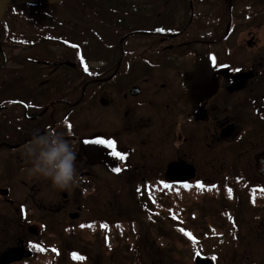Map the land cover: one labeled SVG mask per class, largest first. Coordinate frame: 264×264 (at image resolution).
<instances>
[{
    "label": "rangeland",
    "instance_id": "obj_1",
    "mask_svg": "<svg viewBox=\"0 0 264 264\" xmlns=\"http://www.w3.org/2000/svg\"><path fill=\"white\" fill-rule=\"evenodd\" d=\"M21 1L11 0V7L0 21V106L5 99L8 104L0 111V254L13 244L17 245L20 238L28 242L24 246L32 249L33 255L12 264H196L197 253L208 258L211 264H264V191L260 195L254 188L260 182L264 190V180L247 182L236 179L235 174L245 175L252 171L241 154L237 153L231 160L234 166L226 172L231 174V179L226 181L222 175L225 168L222 170V167H230L228 157L220 155L215 164L200 161L203 166H200V172L210 175L209 179L218 182L216 186L205 183L207 186L199 190L194 184H188L177 192H167V195L156 193L155 187L145 198L133 195L131 179L122 175L112 177V158L114 167L119 169L125 166L122 159L117 161L107 147L103 154L98 150L95 152L97 145L92 142L86 143L88 155L83 150L78 152L77 168L82 179L73 189L60 191L50 181L29 173L30 165L23 156L24 141L28 143L32 137H27L45 129L51 120L54 130L65 133L69 141H79L83 135L94 136L100 131L107 134L113 129L125 141L131 131L127 106L136 100L139 106L134 119L144 118L141 123L151 126L146 131L151 133L153 145L160 141L159 136L163 138V130L169 129L166 126L176 123L175 107L167 106L164 110L162 105L166 99L175 102L174 97L166 96L169 92L175 93L174 68L168 64L165 68L162 66L164 69L161 67L166 54L160 53L158 46L151 52L144 53L141 46L132 51L129 36L124 35L127 33L126 23L130 21L141 24L142 28H156L159 24L169 25L174 17L162 14L165 11L160 3L162 0H65L59 6L62 13L55 10L56 7L32 10ZM25 1L39 4L38 1L59 0ZM171 6L172 13L175 6ZM205 6L199 9V13L209 15H203L199 20V37L212 34L211 29L224 30L227 8L231 17L230 32L229 37L216 46L200 45L197 52L213 54L220 50V60H230L234 66L243 65L242 76L250 74V67L255 70L261 64L260 69L264 68V0H215L210 5L212 8ZM50 10L62 22L71 23V42L81 44L85 41L83 52L79 47L74 52L70 49L71 57L74 53L79 56V53L89 61L75 69L59 67L54 72L52 87L55 94L66 93L69 88L70 93H74L71 103L85 92L86 107L81 102L82 105L73 107L72 114L64 116L60 110H67L68 106L61 101L56 106L58 114L45 115L36 125L19 127L25 122L20 115L21 105L14 104L18 101L14 94L46 93V90L37 91L35 81H31L40 74L36 69L41 68H36L28 59L41 48L34 49L31 45L22 48L9 39L19 33L27 43L35 39L37 30L44 28L37 18H43L40 14ZM16 14H23L20 23L16 22ZM48 50L46 47L44 57ZM50 50L55 59L58 56L63 59L62 50L57 46ZM176 60L178 57L172 56L170 61L173 64ZM262 73L258 82L250 84L247 80L249 84L244 85L247 93L252 89L254 93L264 94ZM63 75L67 79L64 80ZM110 76L116 77L110 84L102 79ZM235 78L238 77L234 76L232 81ZM65 81L68 85L64 84ZM161 84L165 87L162 88ZM138 88L141 94L132 98V91ZM108 98L111 103L105 104L103 101ZM236 98L238 96L231 97L229 104H237ZM244 108L240 115L234 113L238 111L233 107L230 113L245 128L246 141L256 142L259 141L257 136L261 138L262 144L258 143L262 146L254 142L256 152L264 147V120L251 113L247 109L249 106L244 105ZM111 115L114 122L108 118ZM97 118L104 121L101 126ZM162 118H165L164 123ZM131 119L134 124L135 120ZM68 122L71 130L66 126ZM198 123L203 125L201 120ZM86 126L85 131L80 130ZM31 130L34 132L28 133ZM21 137H24L21 147L3 144L5 141L16 142ZM175 144L171 139H162L164 151L161 153L172 152ZM197 145L201 148L202 141ZM115 150L124 157L127 155L125 146ZM210 156L217 157L218 154L213 151ZM246 167L250 172L245 171ZM243 182L250 187L245 188ZM141 201L148 203L145 209L141 207ZM232 216L230 221L228 218Z\"/></svg>",
    "mask_w": 264,
    "mask_h": 264
},
{
    "label": "flooded vegetation",
    "instance_id": "obj_2",
    "mask_svg": "<svg viewBox=\"0 0 264 264\" xmlns=\"http://www.w3.org/2000/svg\"><path fill=\"white\" fill-rule=\"evenodd\" d=\"M64 1L65 0H59L58 2L38 1L39 4L23 3V5H29L32 7V10L36 11L37 9H42L39 7H43L44 9L56 7L55 10L62 13L59 11V9H61L59 6L62 5ZM214 1L215 0H162L160 3L165 9L162 14H168L169 16L171 14V16L174 17L169 25L159 24L156 28H150L149 26L142 28L141 24H137L133 21L126 23L127 33H125L126 35H124V37L129 36L128 39H130L129 43L132 46V51H134L136 47L141 46L140 48L144 53L145 51L151 52L154 47L158 46L161 49L159 52L166 54L165 60L160 63L161 67L163 66L165 68L168 64L173 66L175 71V93L169 92V94L166 95L167 97H174L175 102H173L172 99H166L162 102V105L164 104V108H162L165 110L167 106L172 109L175 107L176 115L174 120H176V123L166 126L169 129L163 130V138L159 136L160 141L154 143L158 147L153 145L152 135L150 132L146 131L151 126L141 123L144 122V118H137L136 120H138L139 123L134 119V117H136L137 107L139 106L136 100L134 102L132 101L127 106L128 112L126 116L128 117L127 121L131 131L128 135V139L125 141L118 137L114 129H111L112 131L107 134H103L102 131H100L99 134L95 132L96 134L94 136L83 135L79 141H70L76 147L77 152L83 150L84 154L86 153L87 155L86 143H91L96 139L113 140L116 145L115 149L117 150L125 146L127 155L122 159V165L125 164V166L121 167L120 171H115V169L119 168L114 167V158H112L111 175L112 177H114V175H122L131 179L133 184L130 190L133 192V195L141 198H145L146 196L149 197L155 187H157V190H154L156 193L167 195V192H177L188 184H194L199 190H202L204 186L207 185L216 186L218 182L209 179L208 177L210 175L208 176L204 171L200 172L201 163L207 160L205 164L209 163V161L210 164H215V162L220 160V155L228 157L227 159H229L230 162L232 159L236 158L235 155L237 153V155L241 154L244 156L245 161L249 164V169L252 167V174H235L238 177L236 179L247 182L251 179L255 181L264 180V168L261 171L257 169V159L259 155L264 154V147L254 152L255 141H246L244 139L246 133L245 128H242L240 120L230 113L233 107L234 110L238 111H234V113L240 115L239 112L245 109V105V107L249 106L247 109L251 113H254L255 116L264 120L262 116V113L264 114V94L256 91L254 93L252 89L247 93V88H244V85L247 84V80H250V84L254 83L253 81L258 82L263 77L262 71L264 72V68L260 69V67H262L261 64H259L255 70H252L250 67V74L242 76L240 71L243 69V67H241L243 65L239 64V66H234L230 60H220V50L213 54L210 52H197V48L200 45L201 47H214L216 46L215 44L229 37L230 28H228V26L231 23L229 8H227L228 17L225 21L224 30L215 31L211 29L213 31L212 34L201 36V38L199 37L200 34L198 35L199 20L203 15H209L199 13V9L206 7L205 5L212 6ZM171 5L175 6L172 13L170 11L172 9ZM211 6L210 8H212ZM131 8L134 9L133 7ZM61 10L63 11V9ZM159 13H161V11ZM22 15L23 14H16L17 23L22 21ZM40 15L43 18L40 19L38 17L37 20L41 21L42 27L44 28L37 30L35 39L27 43L24 41L22 33L9 39L11 42L19 44L22 48L30 45L33 46L34 49L41 48L39 52L36 51L33 53L32 57L28 59L36 68H41V71L36 69L40 74L34 76L31 81H35L33 84L37 86V91L41 88H45L46 90V93H40L39 91L32 93L28 91L14 94V98L18 100L15 101L14 104H16L17 107L19 104L21 105L22 109L20 115L22 114V120L25 122L24 125L17 124L19 127L32 123L33 125L39 124L45 115L48 117L56 115V106L60 105L59 102L61 101L65 103V106H68L67 110H60V112L63 111L64 116L69 113L72 114L74 108L79 104H83L82 106L86 107L85 92L80 93L79 97L71 103L74 93H70L69 88L66 90V93L55 94L54 88L52 87L54 72L59 67L66 66L75 69L79 66H83V63L87 61H85V57H82L79 53V56H76L74 53V56L71 57V50L74 52L76 51L74 49L78 47L79 50L83 52L82 49L85 45V41H82L81 44L71 42L69 39L72 32V29H70L72 26L71 23L67 21L62 22L59 16H56L52 10L49 12L43 11ZM50 18L52 21L49 23L48 21ZM43 20H45V22ZM167 22L169 23L168 20ZM53 46H57L58 49L62 50L63 59L60 56H58L57 59L54 58V53L50 50ZM250 46L254 47V45ZM46 47H48L49 50L44 57ZM173 47L174 49L171 50ZM3 49L6 51L9 50L8 48ZM4 50L1 51L3 52ZM172 56L178 57V60L173 63L174 65L170 61ZM133 58L134 56L132 55V59ZM180 58L185 60H179ZM244 68L246 69L245 66ZM234 76L238 78L232 81ZM247 76L249 77L247 78ZM63 79L65 80L67 78L63 75ZM102 79L110 84L116 77L110 76ZM64 84L68 85V81H65ZM161 87L164 88L165 84H161ZM137 90L138 93H131L133 95L131 96L132 98H136L141 94L139 88ZM251 93L254 94L251 95ZM26 94L28 96L24 98ZM233 96H238V98H236V100H238L237 104H229V100L231 97L233 98ZM103 102H105V104L111 103L110 98ZM7 107L8 104L5 99L3 105L0 106V111L5 110ZM108 118H111L109 120H113L114 122V117L112 115ZM108 118H106L105 123H107ZM131 118L135 120L134 124ZM97 119L99 120L98 124L101 126V123L104 121L99 118ZM199 120H201L203 125L200 126L198 123ZM162 121L164 123L165 118H162ZM53 124L54 122L52 120L48 121L45 129L54 130L55 125ZM67 124L68 130H71L72 126L69 122ZM73 126L76 127L74 121ZM87 128L88 126L79 129L85 131ZM25 130L28 129L26 128ZM32 131L34 132V130H31L28 133H33ZM28 133H26L24 137L27 136ZM32 136L33 134H30L27 138ZM24 137L15 140L16 142L5 141L3 144L17 148L21 147V142L24 141L22 140ZM11 138L15 139L14 137ZM162 139H166V141L171 139L173 140V144H175L174 141L176 142V144L173 145L174 150L172 152L161 153L164 151L161 145ZM257 139L259 140L256 141L257 144L261 145V138L257 136ZM200 141H202L203 144L201 148L197 145ZM24 143H27V140H25ZM105 149V146L97 145L95 152L98 150V152L103 154ZM213 151L217 152V157L210 156ZM115 159L119 161V158L116 157ZM200 161L202 162L200 163ZM233 166L234 164H232L231 161L230 167H222V170L225 168V172L222 173L224 181L231 179V174L226 172L233 168ZM239 168L243 169L242 167ZM249 169L246 167L245 171L250 172ZM222 175H220V177H222ZM205 183L207 185H205ZM165 185H169V187H165ZM199 185H202V187ZM243 186L245 188L250 187L246 182H243ZM261 186L259 182L254 188L258 189L260 195H263L262 191L264 190ZM147 204L148 203L141 201V207L143 209H145ZM228 219L232 221L233 216ZM25 243L27 244L28 242L19 238L17 245L13 244L10 248L1 253L0 264H12L22 261L26 257H32L33 250L28 249L27 246L25 248ZM28 245L30 246V243Z\"/></svg>",
    "mask_w": 264,
    "mask_h": 264
},
{
    "label": "clouds",
    "instance_id": "obj_3",
    "mask_svg": "<svg viewBox=\"0 0 264 264\" xmlns=\"http://www.w3.org/2000/svg\"><path fill=\"white\" fill-rule=\"evenodd\" d=\"M77 155L65 133L53 129L37 130L23 148L29 173L50 181L60 191L73 189L82 179Z\"/></svg>",
    "mask_w": 264,
    "mask_h": 264
},
{
    "label": "water",
    "instance_id": "obj_4",
    "mask_svg": "<svg viewBox=\"0 0 264 264\" xmlns=\"http://www.w3.org/2000/svg\"><path fill=\"white\" fill-rule=\"evenodd\" d=\"M11 0H0V21L6 11V9L9 7ZM138 90L132 91L133 94H136ZM258 167L257 169L261 171L264 168V154L259 155L257 159ZM76 215H73L75 217ZM196 264H211L208 258L202 257L200 254H197L195 257Z\"/></svg>",
    "mask_w": 264,
    "mask_h": 264
},
{
    "label": "snow or ice",
    "instance_id": "obj_5",
    "mask_svg": "<svg viewBox=\"0 0 264 264\" xmlns=\"http://www.w3.org/2000/svg\"><path fill=\"white\" fill-rule=\"evenodd\" d=\"M161 31H162V29H161ZM92 143L95 145L105 146V147L112 150L113 156H115L119 159H124V156L120 152L115 150L116 145H115V142L113 140L96 139V140L92 141ZM115 171H120V169H115ZM199 186L202 187V185H199ZM165 187H169V185H165ZM185 187H187V185H185ZM103 227H107V225H103Z\"/></svg>",
    "mask_w": 264,
    "mask_h": 264
},
{
    "label": "trees",
    "instance_id": "obj_6",
    "mask_svg": "<svg viewBox=\"0 0 264 264\" xmlns=\"http://www.w3.org/2000/svg\"><path fill=\"white\" fill-rule=\"evenodd\" d=\"M252 5H253V4H252ZM79 69H81V68H79ZM81 72L84 73L82 70H81Z\"/></svg>",
    "mask_w": 264,
    "mask_h": 264
}]
</instances>
